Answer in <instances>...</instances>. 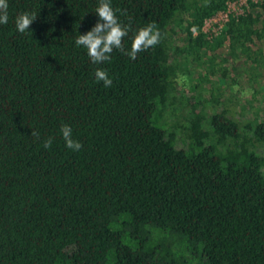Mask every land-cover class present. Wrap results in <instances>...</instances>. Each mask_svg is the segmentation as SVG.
Here are the masks:
<instances>
[{"label":"trees","instance_id":"trees-1","mask_svg":"<svg viewBox=\"0 0 264 264\" xmlns=\"http://www.w3.org/2000/svg\"><path fill=\"white\" fill-rule=\"evenodd\" d=\"M234 1L111 0L130 29L125 49L153 21L161 42L135 60L114 49L93 64L75 37L99 19L98 0H7L0 264H264V116L239 122L227 105L208 110L233 97L232 69L251 75L246 59L264 57V0H246L219 33L204 32ZM24 11L37 17L20 33ZM183 60L210 69L193 80L211 82L210 100L177 91ZM62 124L79 151L65 146Z\"/></svg>","mask_w":264,"mask_h":264},{"label":"clouds","instance_id":"clouds-1","mask_svg":"<svg viewBox=\"0 0 264 264\" xmlns=\"http://www.w3.org/2000/svg\"><path fill=\"white\" fill-rule=\"evenodd\" d=\"M8 7L7 0H0V25L7 24L8 22ZM117 11L120 10H114L112 8L111 0H98L95 13L98 14L99 19L89 31L85 34H78L75 37L76 46H83L87 50V55L93 64L109 62L111 60V53L114 49L119 50L122 54L135 60L138 53L147 51L149 48H153L161 42V31L156 22L153 21L138 29L131 38V50L125 49L123 39L128 36L130 29L128 26L121 24L118 20L116 15ZM36 17L37 14L34 12L24 11L19 13L15 18L17 31L24 33L29 29ZM94 75L96 81H102L105 88H110L112 86L113 81L105 69L97 68ZM60 132L65 141V146L68 149L79 151L82 148V144L73 139L72 129L69 125L62 124ZM31 136L36 139L40 138L39 132L35 129H32ZM53 140V137L45 139L43 141V147L45 149H50Z\"/></svg>","mask_w":264,"mask_h":264},{"label":"rangeland","instance_id":"rangeland-1","mask_svg":"<svg viewBox=\"0 0 264 264\" xmlns=\"http://www.w3.org/2000/svg\"><path fill=\"white\" fill-rule=\"evenodd\" d=\"M245 2V0H239L238 3H234L236 5V8L240 7V4ZM240 3V4H239ZM232 9V8H231ZM257 56L260 55L259 53L256 54ZM256 55H253V57H256ZM245 56L240 54V57L237 58L233 63H230L231 66H235L237 64H240L244 62ZM261 58V57H260ZM261 64V65H259ZM246 65H256L257 69L252 70L248 68L250 71H256L255 73H252L249 75L248 72L242 73L240 68L238 67L237 71H234L232 69V75L238 76V83L233 85L234 89L231 93H233V97H231L230 101H222L221 102H214L211 99V102H209L211 105H209L208 110L212 111L214 108L216 110H222L224 107L226 108L229 106L231 109H233V113H230L232 116L236 117V119L239 122L244 121H251L252 118H254L256 115L259 117L264 116V57L261 59H258L257 61H252L249 59H246ZM249 67V66H248ZM236 68V67H235ZM206 76V74L209 76L210 69H205V66H198L194 64H185V61H182V66L179 67L178 76L176 79L177 82V88L180 93H185V95H198L201 98H205L207 100H210L211 96L210 93L215 94L217 90L211 89V82H203L200 86L197 87L194 86L195 81L193 82L194 78H198V74ZM257 73V74H256ZM231 75V74H230ZM250 77V79H249ZM214 78V77H213ZM229 78V76H228ZM228 78H226V81H228ZM252 78L254 80H252ZM212 79V78H210ZM249 79V80H248ZM219 84V80H211ZM229 86L225 83L222 85V88L226 92V94H229V89L231 86ZM232 87V88H233ZM228 89V90H226ZM257 92V94H256ZM254 94V95H253ZM248 100V101H247ZM213 102V104H212Z\"/></svg>","mask_w":264,"mask_h":264},{"label":"built area","instance_id":"built-area-1","mask_svg":"<svg viewBox=\"0 0 264 264\" xmlns=\"http://www.w3.org/2000/svg\"><path fill=\"white\" fill-rule=\"evenodd\" d=\"M238 2L239 0L228 3L225 11L218 12L209 19H207L203 26L204 32L213 33L214 35L219 33L231 13H241V7L245 2L241 4L239 3L240 7L236 8V5L234 3Z\"/></svg>","mask_w":264,"mask_h":264}]
</instances>
